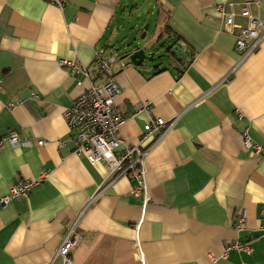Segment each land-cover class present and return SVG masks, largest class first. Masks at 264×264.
Masks as SVG:
<instances>
[{"label":"crops","instance_id":"obj_1","mask_svg":"<svg viewBox=\"0 0 264 264\" xmlns=\"http://www.w3.org/2000/svg\"><path fill=\"white\" fill-rule=\"evenodd\" d=\"M243 1L64 0L61 11L43 0H0V138L15 131L24 143L0 149V198L18 181L46 175L27 198L0 209V264L51 263L94 195L73 264H264V151L252 155L243 144L246 133L264 150V40L241 60L234 34L246 20L237 17L230 33L215 9ZM149 7L159 35L144 42L140 11ZM259 15L264 21V0ZM172 43L185 46L184 60H126L114 69L125 143L136 145L149 122L136 114L141 104L175 121L145 156L144 195L136 181L113 179L75 153L63 115L87 81L58 63L91 72L97 50L120 45L125 55L143 48L159 57ZM229 244L250 253L226 254Z\"/></svg>","mask_w":264,"mask_h":264},{"label":"built area","instance_id":"obj_2","mask_svg":"<svg viewBox=\"0 0 264 264\" xmlns=\"http://www.w3.org/2000/svg\"><path fill=\"white\" fill-rule=\"evenodd\" d=\"M43 1L61 11L65 6L64 0ZM262 4L263 0H244L238 5L226 3L215 7L225 28L230 33L236 28L237 17L246 20V26L234 34L235 51L240 55L241 60L253 53L259 43L264 40V21L259 15ZM58 65L69 68L77 75L83 74L87 81V85L83 86L72 106L66 109L63 115L71 133V142L75 153L83 155L91 164H102L107 176L113 179L127 177L129 180L136 181V192H142L145 195V156L173 126L174 119L167 122L162 118L152 116L154 108L151 103L139 105L136 107V114L146 113L149 122L144 126L138 143L128 145L118 136L124 117L115 104L120 90L114 80V69L116 67L123 69L126 66V59L119 57L114 51L100 49L94 54L91 72L81 69L72 61H60ZM14 107L15 103L7 104V108L10 110ZM149 139L152 142L150 141L145 149L141 150L140 147ZM5 144L20 147L24 143L15 131H9L0 138V149ZM243 144L245 149L252 151V155H260L264 151L253 143L246 133L243 136ZM37 145L42 146L44 142L39 141ZM45 180L46 175L43 174L37 180H21L11 185L9 193L0 198V209H4L14 200L27 198L31 191L43 184ZM97 197L98 195H94L69 224L60 246L49 264H53L56 259H60L61 264H73L72 253L81 240L78 233L79 221L85 210ZM236 229L239 231L244 229L243 217L238 218ZM259 230L264 234V222L260 225ZM232 250L250 253L247 246L240 244H229L225 247L226 254Z\"/></svg>","mask_w":264,"mask_h":264},{"label":"water","instance_id":"obj_3","mask_svg":"<svg viewBox=\"0 0 264 264\" xmlns=\"http://www.w3.org/2000/svg\"><path fill=\"white\" fill-rule=\"evenodd\" d=\"M130 48V45L128 46ZM159 50L164 51V55L166 56L167 52L171 56H173L178 61L184 60L187 56L186 48L181 43H175L174 45H161ZM167 57V56H166ZM154 58V54H147L145 49L143 48H132L130 51L124 56V59L128 60V62L135 66H143L147 64L148 62L152 61Z\"/></svg>","mask_w":264,"mask_h":264},{"label":"rangeland","instance_id":"obj_4","mask_svg":"<svg viewBox=\"0 0 264 264\" xmlns=\"http://www.w3.org/2000/svg\"><path fill=\"white\" fill-rule=\"evenodd\" d=\"M140 14H141L140 17H142V16L145 17V19H147L148 22L144 23L142 25V27L139 28V33H140L139 40H141L140 37H142L143 35H146V34H147L146 35L147 37L145 38L144 42H148L151 39L156 40L157 36L159 35L158 27L156 29L154 28V25L156 24V22H157L156 20L158 18L157 17V11L155 9H153L152 7H149L148 9H142L140 11ZM115 50H117L116 54L119 57L125 56L123 48L120 45H116ZM163 55H160L159 57L156 55V57H154V60L158 61L160 59V57Z\"/></svg>","mask_w":264,"mask_h":264},{"label":"trees","instance_id":"obj_5","mask_svg":"<svg viewBox=\"0 0 264 264\" xmlns=\"http://www.w3.org/2000/svg\"><path fill=\"white\" fill-rule=\"evenodd\" d=\"M174 44H175V43H174ZM174 44L172 43V44H170V45H174ZM166 56L173 57V56H171V55L169 54V52H167Z\"/></svg>","mask_w":264,"mask_h":264}]
</instances>
